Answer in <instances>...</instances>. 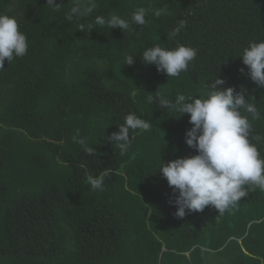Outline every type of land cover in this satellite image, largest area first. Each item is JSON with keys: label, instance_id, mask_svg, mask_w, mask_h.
Wrapping results in <instances>:
<instances>
[{"label": "trees", "instance_id": "obj_1", "mask_svg": "<svg viewBox=\"0 0 264 264\" xmlns=\"http://www.w3.org/2000/svg\"><path fill=\"white\" fill-rule=\"evenodd\" d=\"M56 8L0 0V14L18 19L29 45L0 70V264H264V190L223 215L206 207L181 219L157 169L196 154L184 140L188 115L158 99L202 97L216 76L222 87L247 89L261 116L245 114L264 156V88L239 72L247 69L236 56L264 40V0H57ZM140 8L147 23L131 24ZM112 14L130 29L94 24ZM157 44L198 54L168 78L138 57ZM129 112L152 128L132 133L121 155L105 137ZM77 133L95 156L74 142ZM101 173L104 190H93L87 176Z\"/></svg>", "mask_w": 264, "mask_h": 264}, {"label": "clouds", "instance_id": "obj_2", "mask_svg": "<svg viewBox=\"0 0 264 264\" xmlns=\"http://www.w3.org/2000/svg\"><path fill=\"white\" fill-rule=\"evenodd\" d=\"M53 10H57V0H46ZM79 9L73 7L65 15L71 21ZM161 13L156 12L159 16ZM147 23L146 11L143 8L131 16V24L143 26ZM94 24L108 28L129 30L131 24L117 14L105 18L96 16ZM184 25L181 24V28ZM83 31V27L80 28ZM180 32L176 28L168 34L174 38ZM28 38L20 30V23L15 16L0 14V70L5 68V61L10 63L14 58L23 57L28 51ZM198 49L179 44L174 48L161 47L159 44L143 51L138 56L144 65H155L157 72L168 78L179 77L187 72L190 63L197 57ZM242 57L239 72L246 74L260 88H264V40L252 41L236 55ZM133 55L126 58L127 65L133 64ZM226 81L216 76L208 85V90L202 97L177 94L174 100L163 97L158 99V107L164 110L178 112L180 116L187 114L190 128L186 129L184 140L196 154L178 157L168 162L162 161L160 174L171 188L169 204L176 208L174 216L184 218L187 214L203 212L206 207H212L223 215L231 211L241 198L247 197L250 190H264V156L253 140L252 124L246 114L252 119H259L261 113L254 102L247 96V89L240 86L225 85ZM254 99V98H253ZM246 113V114H245ZM152 123L135 112H129L124 122L118 124V130L105 137L109 144H116L121 155L131 147V134L137 131L147 132ZM73 137L75 143L81 145L89 156L96 155V148L89 147L85 138ZM107 173L97 176L88 175L87 183L93 190H104Z\"/></svg>", "mask_w": 264, "mask_h": 264}]
</instances>
